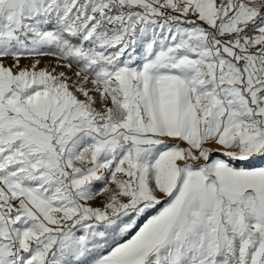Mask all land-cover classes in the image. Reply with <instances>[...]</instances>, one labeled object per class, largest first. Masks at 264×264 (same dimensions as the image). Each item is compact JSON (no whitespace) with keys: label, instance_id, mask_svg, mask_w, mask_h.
<instances>
[{"label":"snow or ice","instance_id":"1","mask_svg":"<svg viewBox=\"0 0 264 264\" xmlns=\"http://www.w3.org/2000/svg\"><path fill=\"white\" fill-rule=\"evenodd\" d=\"M0 264H264V0H0Z\"/></svg>","mask_w":264,"mask_h":264}]
</instances>
